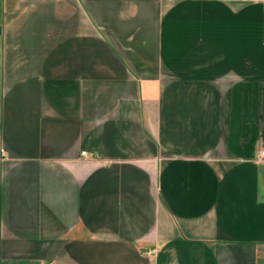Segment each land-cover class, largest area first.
<instances>
[{"label": "crops", "instance_id": "crops-1", "mask_svg": "<svg viewBox=\"0 0 264 264\" xmlns=\"http://www.w3.org/2000/svg\"><path fill=\"white\" fill-rule=\"evenodd\" d=\"M0 150V264H264V0H0Z\"/></svg>", "mask_w": 264, "mask_h": 264}, {"label": "built area", "instance_id": "built-area-1", "mask_svg": "<svg viewBox=\"0 0 264 264\" xmlns=\"http://www.w3.org/2000/svg\"><path fill=\"white\" fill-rule=\"evenodd\" d=\"M4 154H3V150H0V156H3ZM81 155H86V152L85 151H83V152H81Z\"/></svg>", "mask_w": 264, "mask_h": 264}]
</instances>
